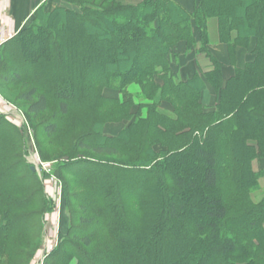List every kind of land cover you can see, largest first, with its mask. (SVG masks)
Instances as JSON below:
<instances>
[{
	"label": "trees",
	"instance_id": "obj_1",
	"mask_svg": "<svg viewBox=\"0 0 264 264\" xmlns=\"http://www.w3.org/2000/svg\"><path fill=\"white\" fill-rule=\"evenodd\" d=\"M59 1L36 0L0 44V89L23 87L8 103L26 106L16 108L71 213L45 264H264V191L252 199L264 177L252 168L264 162V0ZM238 49L252 56L241 68ZM196 55L211 70L182 79L180 58ZM69 115L85 130L72 144L56 137ZM26 156L23 132L0 114V264H28L51 210ZM94 237L105 246L91 248Z\"/></svg>",
	"mask_w": 264,
	"mask_h": 264
},
{
	"label": "rangeland",
	"instance_id": "obj_2",
	"mask_svg": "<svg viewBox=\"0 0 264 264\" xmlns=\"http://www.w3.org/2000/svg\"><path fill=\"white\" fill-rule=\"evenodd\" d=\"M36 1V0H35ZM125 3H133L138 0H120ZM54 2H57L59 4H62L59 0H54ZM15 14L9 9V0H0V43L10 37L12 38L14 33L22 26L26 24L27 16L20 21L18 24H14V18ZM215 20H211L208 23V31L210 35V40L212 43L215 41L213 40V32L212 27L213 23H215ZM214 33H216V27L214 30ZM2 44V43H1ZM208 63V61H206ZM134 87V86H133ZM23 87H1L0 92V114L5 116L6 120L13 124L16 128L20 129L23 132V135L25 137V148L27 152L26 156V162L29 165V167L35 168V174L37 177L42 181L43 185V192L46 197V200L49 203V206H51V210L46 212L43 216V229H42V236H41V242L39 248L34 252L32 258L29 260L28 264H45V259L49 257L54 250L56 249V246L58 244V235L60 231L62 233L65 232L66 228L69 225L71 214L69 211L65 210L64 204H63V198H62V184L58 178L57 172L54 170V161H41L39 158L38 149L36 147V141H37V133L33 132L31 128L29 127L26 118L24 117L23 113L19 111L16 107H19L22 111L25 112L26 106H18L14 107L9 101L12 103L15 101L17 96L22 93ZM133 94H138L139 91L135 88H132ZM7 97L8 100H5L4 98ZM137 102V100L135 99ZM14 103V102H13ZM55 107H49L48 111L41 116H39L36 120H32V124L37 126L41 124V122H44L50 118L51 112H54ZM75 116L69 115L68 121L66 124H64L61 129L57 132L56 137H65L67 139V142L70 141L72 144L74 139L83 131H85L83 128L78 129V125L80 122L78 119L73 118ZM116 117V116H115ZM77 125V127L74 128V126ZM69 126V128H68ZM68 128V129H67ZM74 128V129H71ZM116 128V126L114 127ZM114 132H110L108 134H113ZM36 135V136H35ZM38 142L41 144H44L46 147V140L44 136L38 135ZM66 148H68L70 145H65ZM49 149H52L50 147ZM48 149V150H49ZM62 149L57 150L55 152L50 151L49 155L51 159H55V157L59 154H62ZM39 162L48 164V170L42 171L41 166ZM144 187L140 188L139 191L143 190L144 188L149 187L150 180L144 182ZM97 190H100L99 186H94ZM133 188H130V191H132ZM96 190V191H97ZM263 189L259 188V190L252 195V199L254 201H258L260 197L262 196ZM122 192L118 194H112L111 201H116L121 197ZM73 204V203H72ZM69 217V220H68ZM103 241V242H102ZM100 238H93L91 242V248H102L105 246L104 239ZM27 251V249H25ZM29 251V250H28ZM56 262V261H55ZM70 264H77L76 260H72Z\"/></svg>",
	"mask_w": 264,
	"mask_h": 264
},
{
	"label": "crops",
	"instance_id": "obj_3",
	"mask_svg": "<svg viewBox=\"0 0 264 264\" xmlns=\"http://www.w3.org/2000/svg\"><path fill=\"white\" fill-rule=\"evenodd\" d=\"M189 1L190 0H184V2L187 4L189 3ZM35 4H36L35 0H9V9L15 14L14 24L15 23L18 24L20 21H22L25 18V16L29 17V15L33 11ZM211 27H212V32H213V40L214 41L216 40V41L212 43L210 40V45L208 49L218 59V61H220L224 65L222 76H223V80H226L233 74V68L229 65V58H228V53H227V49L225 45L222 43H219L217 39L218 38L217 23L216 22L213 23V26ZM215 27H216V33H214ZM15 34L16 32L13 35ZM209 38H210V35H209ZM251 59H252V56L249 53V51L243 50V49L237 50L236 52V66L237 67L239 68L243 67V65L246 62L250 61ZM206 61L208 60L205 58L204 55H196L192 60H187V58L182 60V58H180V63L182 64V66L179 69L180 77L182 79H185L195 73L201 74V73L210 71L211 65L209 61L208 63H206ZM132 88L134 89L136 88L139 91V88L136 85L129 86L127 91L131 93ZM201 103L203 104V106H206V107H210L215 104L214 92L208 85L205 87V89L202 92ZM110 127L111 128H108L110 131L118 128V126H116V128H114L115 126H110ZM252 168L254 172L264 171V162L261 160H256L253 162ZM258 184H259V188L264 190V177H261L258 180Z\"/></svg>",
	"mask_w": 264,
	"mask_h": 264
},
{
	"label": "built area",
	"instance_id": "obj_4",
	"mask_svg": "<svg viewBox=\"0 0 264 264\" xmlns=\"http://www.w3.org/2000/svg\"><path fill=\"white\" fill-rule=\"evenodd\" d=\"M40 166H41V170L42 171H47L49 168L48 164H44V163H41L39 162Z\"/></svg>",
	"mask_w": 264,
	"mask_h": 264
},
{
	"label": "water",
	"instance_id": "obj_5",
	"mask_svg": "<svg viewBox=\"0 0 264 264\" xmlns=\"http://www.w3.org/2000/svg\"><path fill=\"white\" fill-rule=\"evenodd\" d=\"M9 38H10V37L4 39L2 42H5V41H6L7 39H9ZM2 42H1V43H2ZM1 43H0V44H1ZM30 171H31V172H35V168H34L33 166L30 167Z\"/></svg>",
	"mask_w": 264,
	"mask_h": 264
}]
</instances>
